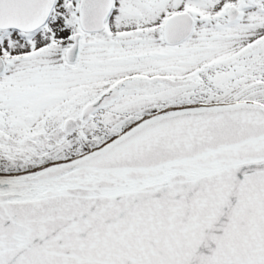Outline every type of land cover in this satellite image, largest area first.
<instances>
[{"label":"snow or ice","instance_id":"obj_1","mask_svg":"<svg viewBox=\"0 0 264 264\" xmlns=\"http://www.w3.org/2000/svg\"><path fill=\"white\" fill-rule=\"evenodd\" d=\"M0 264H264V0H0Z\"/></svg>","mask_w":264,"mask_h":264}]
</instances>
